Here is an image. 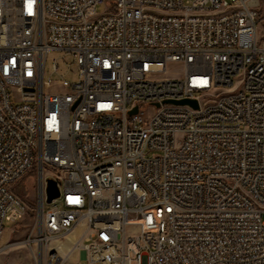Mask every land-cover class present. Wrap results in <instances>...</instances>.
Instances as JSON below:
<instances>
[{
	"label": "built area",
	"instance_id": "obj_1",
	"mask_svg": "<svg viewBox=\"0 0 264 264\" xmlns=\"http://www.w3.org/2000/svg\"><path fill=\"white\" fill-rule=\"evenodd\" d=\"M33 170L36 264H264V0H0V239Z\"/></svg>",
	"mask_w": 264,
	"mask_h": 264
},
{
	"label": "rangeland",
	"instance_id": "obj_2",
	"mask_svg": "<svg viewBox=\"0 0 264 264\" xmlns=\"http://www.w3.org/2000/svg\"><path fill=\"white\" fill-rule=\"evenodd\" d=\"M106 8L105 4H100L97 7V11L100 14ZM55 62L59 64L57 70L53 67ZM179 68L181 67L177 64H170L167 75H173L174 71ZM78 70V65L74 57L65 51L53 50L47 56L45 66L46 77H51L54 83H59L65 78L70 81H76L78 78ZM181 74H183L182 70ZM37 182L38 177L35 170H33L15 186V192L27 202L29 210L16 223H12L9 220L5 222L6 231L0 239V264H36L33 248L26 240L32 232L35 223L37 209L36 198L38 194Z\"/></svg>",
	"mask_w": 264,
	"mask_h": 264
},
{
	"label": "water",
	"instance_id": "obj_3",
	"mask_svg": "<svg viewBox=\"0 0 264 264\" xmlns=\"http://www.w3.org/2000/svg\"><path fill=\"white\" fill-rule=\"evenodd\" d=\"M169 102L177 103V104H191L194 106H197V100L185 98L180 100H167ZM137 109H135L136 111ZM48 186H47V202H51L55 197L59 195V187L58 183L53 178H48L47 180Z\"/></svg>",
	"mask_w": 264,
	"mask_h": 264
}]
</instances>
